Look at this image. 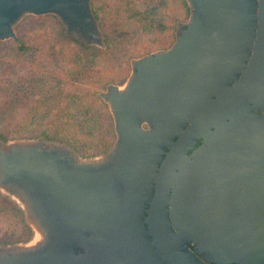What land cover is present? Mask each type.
Wrapping results in <instances>:
<instances>
[{
  "label": "water",
  "instance_id": "95a60500",
  "mask_svg": "<svg viewBox=\"0 0 264 264\" xmlns=\"http://www.w3.org/2000/svg\"><path fill=\"white\" fill-rule=\"evenodd\" d=\"M185 1L171 47L132 60L125 84L99 94L116 136L108 153L0 139V195L33 234L0 245V264H205L190 243L215 264H264V0ZM27 16H54L65 36L104 48L90 0H0V42H17ZM255 91L262 116L234 118L243 130L228 150L234 187L184 195V144L174 139Z\"/></svg>",
  "mask_w": 264,
  "mask_h": 264
},
{
  "label": "rangeland",
  "instance_id": "374dc122",
  "mask_svg": "<svg viewBox=\"0 0 264 264\" xmlns=\"http://www.w3.org/2000/svg\"><path fill=\"white\" fill-rule=\"evenodd\" d=\"M162 2L137 0L142 9L155 8L170 26L167 31L153 27L146 33L136 21L131 23L126 15L115 12L118 0H91L93 10L100 15L99 26L107 35L101 49L86 47L65 36L63 26L54 16L25 17L15 27L19 41L0 42V139H37L43 137L37 134L48 126L56 127L58 133L70 140L43 137L46 141L65 145L80 156L77 148L92 149L100 141L108 143L109 151L116 140L114 130L89 137L79 130L78 124L60 122L58 114L67 111L73 97L85 105L104 104V110L110 114L99 94L108 85L123 86L131 73L130 62L168 49L174 42L176 22L188 21L190 11L184 12L177 0ZM43 112L49 116L39 121L41 125L35 122L34 126L33 115L39 117ZM110 126L113 129V121ZM18 210L17 205L0 195V245L32 240L23 215L15 213Z\"/></svg>",
  "mask_w": 264,
  "mask_h": 264
},
{
  "label": "flooded vegetation",
  "instance_id": "af4514ba",
  "mask_svg": "<svg viewBox=\"0 0 264 264\" xmlns=\"http://www.w3.org/2000/svg\"><path fill=\"white\" fill-rule=\"evenodd\" d=\"M90 7L91 13L95 18L91 0ZM96 22L103 38L107 37L101 30L99 21L96 20ZM179 24H184V22H176L174 41L179 34ZM232 88H234V84ZM251 97H247L244 103H241L242 105L235 109L230 107L228 103H226L225 107L224 103L218 105L214 115L215 120L212 121L211 125L194 128L195 130H193L190 125H187L184 130L181 131V134L174 139V142L180 141L184 144L185 157H181L178 160L177 165L179 168L176 171L182 173L180 174L179 181L180 186L184 188V195L190 197H209L222 193L225 189L229 192L230 188L234 187V185L231 184L232 176L229 175L231 168L228 166L230 163L228 150L233 144V138L236 137L240 139L242 135L241 132L243 131L240 130L238 126L240 120H234V118L240 115H244L245 117L246 111L248 112L249 109L254 117L262 116V112L258 109L255 99L257 97L256 91L252 93ZM213 101H217V98L214 97ZM171 150V146L165 148L164 160H171ZM224 181L227 183H224ZM236 186H238V184ZM222 188L225 189L223 190ZM195 248L193 243L189 244L190 251L203 263L215 264L214 262L207 261L203 253L195 252Z\"/></svg>",
  "mask_w": 264,
  "mask_h": 264
},
{
  "label": "trees",
  "instance_id": "16d2710c",
  "mask_svg": "<svg viewBox=\"0 0 264 264\" xmlns=\"http://www.w3.org/2000/svg\"><path fill=\"white\" fill-rule=\"evenodd\" d=\"M118 1H119L118 9L116 8L115 12L117 13L121 12L123 13V15H126L127 19H129L131 23L132 21L133 22L136 21L135 23H137L139 28L141 27V29L143 31H146V33H150L153 27L160 29L161 31H167L168 29H170L169 28L170 26L165 24L164 17H162L159 13H156L155 8L142 9L137 3V0H118ZM162 1L164 0H161V2ZM177 1L184 12H186V10L187 11L189 10L185 0H177ZM93 12H94V16L96 20L99 21L100 15H98L97 12H95V10H93ZM19 48L21 49V51L24 50V47L21 45L19 46ZM86 49L88 50L89 48H86ZM70 99L71 98H69L68 101ZM104 107H105L104 104L102 105L100 104L99 107H97L96 105H93V106L89 104L85 105L82 101L73 97L72 100H70V104L67 108V111L60 112L58 116L60 117L59 118L60 122H63V120H65L66 122H71V123L73 122L75 124H78L79 130H81L86 136L97 137L98 135H103L107 131L114 130L112 129V126H110L112 118L110 114L106 113V111L104 110ZM49 109H50L49 112H51L53 107H50ZM48 116H49L48 112H43V114H41L39 117L36 115H33L32 117L33 125L35 126L36 123L41 125L42 123H40L39 121H41L42 118H46ZM47 124L49 123L47 122ZM55 128H50L47 126V128L44 129V131H40L39 134L37 135L39 136L41 135L47 138L48 140L61 139V140L69 142L70 138H68V136L60 132L58 133L55 130ZM50 129H52V131ZM41 130H43V128ZM23 131L25 130H22L21 132ZM28 131H31V130H28ZM72 141L76 146V141L75 140H72ZM77 147L78 146H76V148ZM77 149L79 150V152L82 154L81 156L83 157H97V156H101L109 152L108 143L104 141H100V144L97 145V147H94L92 149L87 150V149H83L82 147L77 148ZM18 211L19 212H15L18 216H19V213L23 215L20 210ZM23 228L24 227H21V230ZM25 229L26 231L30 232V229L28 228L27 225H25Z\"/></svg>",
  "mask_w": 264,
  "mask_h": 264
}]
</instances>
